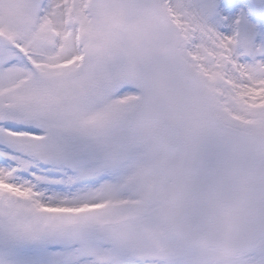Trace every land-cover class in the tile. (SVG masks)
<instances>
[{
  "label": "snow or ice",
  "instance_id": "obj_1",
  "mask_svg": "<svg viewBox=\"0 0 264 264\" xmlns=\"http://www.w3.org/2000/svg\"><path fill=\"white\" fill-rule=\"evenodd\" d=\"M234 7L0 0V264H264V26Z\"/></svg>",
  "mask_w": 264,
  "mask_h": 264
},
{
  "label": "rangeland",
  "instance_id": "obj_2",
  "mask_svg": "<svg viewBox=\"0 0 264 264\" xmlns=\"http://www.w3.org/2000/svg\"><path fill=\"white\" fill-rule=\"evenodd\" d=\"M239 7L232 9L233 14H238L240 11H244L247 14V18L250 24L257 27L264 26V15H260V10L257 8L255 0H237ZM223 6L221 5V8ZM259 36L256 37L259 42Z\"/></svg>",
  "mask_w": 264,
  "mask_h": 264
}]
</instances>
